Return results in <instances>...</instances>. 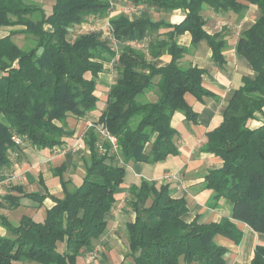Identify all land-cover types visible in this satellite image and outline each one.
<instances>
[{"label": "trees", "instance_id": "trees-1", "mask_svg": "<svg viewBox=\"0 0 264 264\" xmlns=\"http://www.w3.org/2000/svg\"><path fill=\"white\" fill-rule=\"evenodd\" d=\"M158 12L184 9L179 23L153 19L148 13L110 17L114 38L101 30L75 34L91 18L110 15V0H54L50 10L43 0H0V27H11L0 37V174L10 168L13 155L25 145L39 149L63 146L74 135L68 118L98 108L100 73L113 62L116 80L110 85L99 123L117 141V149L96 126L85 134L90 150L84 157L85 175L75 188L61 171L62 198H53L44 221L23 216L13 223L0 215L9 235H0V264H81L108 230V213L127 166L156 163L177 155L178 131L172 125L176 111L188 120L198 112L186 100L190 93L203 100L215 93L203 84L206 72L184 64L187 52L178 37L190 32L192 44L207 40L212 58L225 61L226 41L204 28L205 6L216 12L240 11L246 2L259 8L254 24L241 32L237 52L253 75H244L222 108L221 123L207 133L206 150L222 165L208 170L205 187L215 201L231 203V214L220 221H187L185 198L173 197L170 185L143 179L129 188L128 205L135 219L126 223L128 250L116 264H227L229 249L216 240L222 235L240 243L238 223L264 234V121L250 122L264 112V0H126ZM24 34L28 45L14 39ZM147 44L145 49L132 44ZM168 54L166 65L154 59ZM155 92L156 100L148 98ZM23 137L17 145L12 135ZM102 147L103 149H101ZM2 178V176L0 177ZM3 197L7 208H17L21 196L47 197L15 186ZM251 264H264V244H257Z\"/></svg>", "mask_w": 264, "mask_h": 264}, {"label": "crops", "instance_id": "crops-1", "mask_svg": "<svg viewBox=\"0 0 264 264\" xmlns=\"http://www.w3.org/2000/svg\"><path fill=\"white\" fill-rule=\"evenodd\" d=\"M110 15L97 20L95 30L107 32L110 24V17L118 13H126L130 16L140 15V12L148 13L153 19H164L171 23L181 22L186 15L184 9L178 8L164 12H158L144 5L139 6V13L130 12V3L126 0H110ZM54 0H43L45 7L53 5ZM205 18V30L210 34H220L226 41L223 50L225 61L217 63L213 58V50L207 40L200 41L197 45L192 44V35L185 32L178 37V43L186 50L187 54L183 59L184 64L197 66L206 72L203 76V84L215 93V96H205L203 100L187 93L186 100L198 112L197 120H188L181 111H176L172 118V125L178 131L176 140L179 153L169 155L166 159L156 163L135 162L127 166L124 183L117 189V202L111 212L108 213V230L102 238L96 242L95 249H98V257L90 262V252L80 257L84 264H116L124 259L128 250V234L126 223L135 219V211L128 205L129 188L132 185H140L143 179L155 181L159 186L162 183L170 185V192L173 197L185 198L188 202V211L184 214L187 221L199 217L201 222L209 223L220 221L222 216L231 214V203L226 200L215 201L214 191L205 187V176L208 170L218 168L222 165L219 156L206 150L207 133L217 127L222 121V108L228 101L232 91L243 84L244 75H253L247 61L236 50L237 40L241 32L250 28L257 16L259 8L246 2V7L240 11L216 12L213 8L205 6L203 9ZM158 16V17H156ZM11 27H0V37L7 35ZM132 44L143 48L147 44ZM170 56L164 54L155 58L157 66L168 63ZM113 62H104V71L100 73V81L104 88L100 95L101 106L93 111H88L80 117H69L70 128L75 129L74 135L67 139L63 146L54 148L39 149L32 145H25L18 155H13V163L10 168L0 174V215H4L13 223H18L23 216H29L36 221H44L47 210L54 204V198L64 196V188L61 182V171L68 180L70 189L79 185L85 175L84 157L90 152L86 142V131L93 126L99 128V116L107 99L110 85L116 80L114 77ZM100 94V93H99ZM148 98L156 100L155 92H148ZM256 118L250 122L251 127L259 126L264 119ZM76 142L78 144L73 146ZM165 173H172L177 177L168 181H161L159 178ZM19 186L25 192H38L46 194L47 197L40 203L36 198L21 196V204L17 208H7L3 201L4 195L8 192L22 195L13 187ZM224 205H221V203ZM243 231V238L240 243L218 235L216 240L219 244L229 249L227 264H251L254 249L257 244H264V234L256 232L249 225L238 223ZM7 228L0 221V235L5 236ZM93 250V251H94ZM24 264V263H22ZM35 264V263H30Z\"/></svg>", "mask_w": 264, "mask_h": 264}, {"label": "built area", "instance_id": "built-area-1", "mask_svg": "<svg viewBox=\"0 0 264 264\" xmlns=\"http://www.w3.org/2000/svg\"><path fill=\"white\" fill-rule=\"evenodd\" d=\"M128 11L139 13L140 9H139V6H131V7L128 8ZM106 34L111 39L114 38L113 29H112V26L110 24H109V26L107 28ZM99 129H100L101 134L104 135L105 137H107L112 142L114 149H117L116 138L112 134H110V132L106 128H104L103 126H100ZM12 140L17 145H23V142H24L23 137L18 135V134H13L12 135ZM77 144H78V142H76L73 146H76ZM100 148L103 149L102 147H100ZM174 177L176 178L177 176L172 174V173H165L164 175H162L159 178V180L167 181V180H170V179H172ZM1 192H2V189H1V181H0V193ZM89 255H90V258H96L97 255H98V249H95L94 251H91Z\"/></svg>", "mask_w": 264, "mask_h": 264}, {"label": "rangeland", "instance_id": "rangeland-1", "mask_svg": "<svg viewBox=\"0 0 264 264\" xmlns=\"http://www.w3.org/2000/svg\"><path fill=\"white\" fill-rule=\"evenodd\" d=\"M47 9L50 10L49 7H47ZM147 12L149 13V11H147ZM152 14H153V13L151 12V15H152ZM156 17H158V16H156ZM102 18H106V17L91 18L88 24H85L84 26H81V27L77 28L76 31H75V34H77V33H81V32H86V31H88V30H95V29H96V28H95L96 21H97V20L101 21ZM14 39H15V41H16L20 46L25 47L26 45H28L27 39L25 38V35H24V34H21V33H20V34H16V35L14 36ZM113 70H114V72H113L114 77L112 78V80L115 79V76H116V74H117V73H116V69L114 68ZM103 86H104V83H102V81H100V82H99V87H98V92L100 93V95H101V92H102V90H103V88H104ZM101 104H102V103H98V106L100 107ZM258 117H260L259 119H264V116H263L262 114H259ZM263 121H264V120H263ZM174 175H175V174H174ZM176 176H177V175H176ZM167 181H168V180H167ZM221 205H224V203L222 202ZM6 235H9V233L7 232ZM98 256H99V255H97V257H98ZM97 257H96V258H97ZM96 258H90V262L93 261V260H95ZM80 263H81V264H84L85 261H81ZM17 264H22V263H21V262H18Z\"/></svg>", "mask_w": 264, "mask_h": 264}]
</instances>
